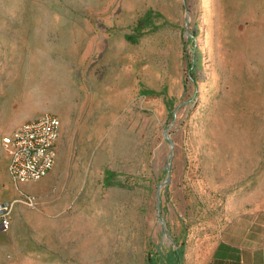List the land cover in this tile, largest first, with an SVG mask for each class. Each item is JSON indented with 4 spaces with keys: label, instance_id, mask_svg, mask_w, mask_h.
<instances>
[{
    "label": "rangeland",
    "instance_id": "1",
    "mask_svg": "<svg viewBox=\"0 0 264 264\" xmlns=\"http://www.w3.org/2000/svg\"><path fill=\"white\" fill-rule=\"evenodd\" d=\"M167 1L177 14L160 0H0V95L38 93L62 122L40 183L8 174L0 187L19 191L12 207H67L43 232L11 211L9 264H175L181 246L178 264H192L228 204L264 200V4L203 13L201 0Z\"/></svg>",
    "mask_w": 264,
    "mask_h": 264
},
{
    "label": "crops",
    "instance_id": "2",
    "mask_svg": "<svg viewBox=\"0 0 264 264\" xmlns=\"http://www.w3.org/2000/svg\"><path fill=\"white\" fill-rule=\"evenodd\" d=\"M231 2L232 0H201L199 10L203 13L216 11L228 13L232 11V8H227L231 6ZM257 2L255 3V1L249 0V2L242 3L241 1L239 11H251L253 10L252 6H257ZM160 3L161 8L168 15L177 14V2L174 6L170 5L167 0H160ZM247 4L249 7H244ZM259 4L262 6L264 1L260 0ZM117 40H120L122 45L127 47L131 44L125 36H116L114 41ZM145 41L148 42V40ZM162 41L163 38H161L158 44ZM158 44L151 45L157 46ZM165 44L168 48V54H173L175 60L174 66L170 65L171 72L168 75V81L173 85L176 81V76L173 72L177 68L178 57L172 49V42L169 38L165 40ZM0 99V136L2 135V138L11 135L25 121L38 117L44 112H51L49 110L52 109L50 104H45L41 100L38 93L31 91L24 92L21 97L22 100L19 103H17L19 96L14 93L1 94ZM56 115L60 118L58 114ZM8 157L7 152L6 159L0 161V164L3 163L0 169V179H4L9 174L7 168L9 163ZM27 182L40 183V181ZM42 183L44 184L43 181ZM13 184H2L0 187V203L7 202L19 193L18 190L13 189ZM108 201L109 199L107 198L104 203L106 204ZM243 202L241 200L229 202L230 204L226 208L227 215L229 216L225 218L224 225L217 230L218 233L213 238L207 240L208 242L203 249L196 251L197 255H195L197 256V260L195 259L192 264H264V200L257 198L248 201L247 204ZM239 205H248L249 207L242 209ZM12 209V219L15 223L23 222L26 224L31 221L30 224H32L34 229L43 232L46 227L45 224H48L51 219L50 216L61 209L66 211L67 207H58L54 204H49V206L42 209H29L21 204H17ZM95 210L97 211V208ZM2 231L0 229V234H2ZM13 256L15 257L13 246L7 247L0 244V264H9V260ZM22 263L24 264V261Z\"/></svg>",
    "mask_w": 264,
    "mask_h": 264
},
{
    "label": "built area",
    "instance_id": "3",
    "mask_svg": "<svg viewBox=\"0 0 264 264\" xmlns=\"http://www.w3.org/2000/svg\"><path fill=\"white\" fill-rule=\"evenodd\" d=\"M60 128V118L55 113L44 112L2 138L9 155L8 173L13 180L37 181L49 172L55 161ZM24 204L33 207L35 197L26 195ZM11 211V204L0 203V229L3 231L10 224Z\"/></svg>",
    "mask_w": 264,
    "mask_h": 264
},
{
    "label": "trees",
    "instance_id": "4",
    "mask_svg": "<svg viewBox=\"0 0 264 264\" xmlns=\"http://www.w3.org/2000/svg\"><path fill=\"white\" fill-rule=\"evenodd\" d=\"M151 13L152 10H148L141 18L138 19V24L135 26V30L139 33L143 27H145L148 24H151ZM155 28V27H154ZM127 40H129L130 42L134 43L136 41V37L134 35H129L128 37H126ZM193 67V63L191 62L189 64V70L192 69ZM116 175V173L114 171H111L109 169L105 170V183L107 184H111L112 181L111 179ZM174 252L177 251L178 252V261L175 264H178L179 261L182 258V253H183V247H179L175 250H173ZM172 251V252H173ZM169 253V252H168ZM167 253V254H168ZM147 264H167V262H162L160 260H157V258L151 256L148 258L147 260Z\"/></svg>",
    "mask_w": 264,
    "mask_h": 264
},
{
    "label": "bare ground",
    "instance_id": "5",
    "mask_svg": "<svg viewBox=\"0 0 264 264\" xmlns=\"http://www.w3.org/2000/svg\"><path fill=\"white\" fill-rule=\"evenodd\" d=\"M155 40H156V39H155ZM150 41H153V40H150ZM154 43H155V42H154ZM154 43H153V44H154ZM8 159H9V157H8Z\"/></svg>",
    "mask_w": 264,
    "mask_h": 264
}]
</instances>
